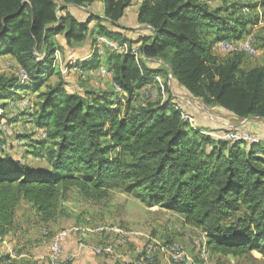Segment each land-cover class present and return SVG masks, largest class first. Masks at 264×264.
I'll return each mask as SVG.
<instances>
[{"label":"trees","instance_id":"1","mask_svg":"<svg viewBox=\"0 0 264 264\" xmlns=\"http://www.w3.org/2000/svg\"><path fill=\"white\" fill-rule=\"evenodd\" d=\"M95 1L0 0V56H11L28 75L27 83L17 75H0V97L38 92L30 115L46 135L22 139L29 140L24 144L32 152L43 151L47 163L32 167L0 152V237L10 232L22 201L47 222L58 217L71 188L89 200L120 188L137 193L148 206L182 214L184 222L206 234L213 252L240 256L255 250L264 256V141L215 139L190 126L172 99L131 105L135 90L156 74L169 75L186 93L238 118L264 117V62L242 69L245 53L220 58L212 51L218 40L242 37L258 17H243L237 1L212 6L214 0H142L137 21L151 34L134 41L102 23L116 26L132 0H99L104 17L90 15L86 21L67 6ZM259 5L264 0L248 4ZM94 34L130 46L105 57L113 82L126 93L123 111L112 108L106 92L69 93L63 80L41 91L45 78L59 74L53 66L60 48L56 37L68 43L93 35V42ZM137 42L142 58L132 51ZM149 61L160 67H150Z\"/></svg>","mask_w":264,"mask_h":264},{"label":"rangeland","instance_id":"2","mask_svg":"<svg viewBox=\"0 0 264 264\" xmlns=\"http://www.w3.org/2000/svg\"><path fill=\"white\" fill-rule=\"evenodd\" d=\"M228 1H237L239 5H242L241 13L243 17H258V22L250 26L248 32H244L243 36L252 35L255 44L259 48V53L256 55L246 54L241 63V68L249 69L263 63L264 7L252 8L248 6L249 3H254L256 0ZM137 2L138 0L132 1L129 8L125 10L121 21L124 25L129 26L122 33L135 37L134 39L146 37L147 33H149L143 25L137 23L134 17V7ZM220 2V0H214L210 3L215 6L220 4ZM99 5V2H94L88 8L92 13L98 14L100 13ZM67 6L72 14H78L75 7ZM244 8L246 11L243 10ZM86 20L81 19L80 21ZM107 27L118 32V28L109 25ZM94 36H96V39L93 42L91 41L93 35H87L82 41L71 40L68 43L65 42L61 35L56 37L60 48L55 51L53 66L58 67L59 74L55 73L45 78L41 91L46 90L47 84L63 80L66 84L64 89L69 93L82 94L85 90L90 89L99 93L106 92L108 99L114 103L112 108L120 106L121 111H123L126 93L124 94L116 88L110 66L105 58L108 53L117 50H114L106 42L101 41L100 35L94 34ZM108 39H111L117 45L122 44L118 38ZM138 45L139 43L134 44L132 47L135 49ZM127 47L129 48L130 46L127 44L126 48L119 51H125ZM212 51L220 58L228 56L220 53L217 48L215 49V42L213 43ZM134 54L138 58L143 57L138 53L137 49H135ZM90 59H94L96 62L95 66L78 67V61ZM148 65L152 68L160 67V64L154 61H149ZM18 71L19 65L11 56H0V75L9 77L18 75ZM153 80L135 90L131 105L144 106L153 102L177 99V102L184 106V111L192 118V121H188L190 126L197 127L204 133L212 134L215 139L222 138L230 141L234 140L231 136L237 135L245 138L243 141L246 142V145L253 141H264V117L238 118L222 107L208 104L201 98L186 93L169 75L156 74ZM37 95L38 92L32 90H18L12 97H0V152L20 159L32 167L47 165L43 151L36 150L35 153L32 152L24 144L29 140L22 139V136H32L35 139H41L46 135V133H43L44 128L35 127L30 115L33 112L32 106L38 100ZM16 211L18 215H34L36 216L35 219L38 217L35 210L25 202H21ZM242 212H244L243 208L240 212L233 214L232 219L242 215ZM55 222L57 223L55 225L52 224V226L47 223L40 226V228L43 226L47 228L46 240H48V247L49 240L53 235L61 230L74 227L79 233L95 235L97 237L96 247L104 249L102 254L103 252H110V250L107 251V248H105L110 246L112 251L109 254L99 255L109 257L111 260L119 255L122 249L126 252L135 249L134 255L132 254L131 257L125 258L124 263L127 264H133L137 260L139 252L147 243L181 242L184 246L188 245L186 249L190 253L189 245L191 244L194 247L193 239L203 233L200 228L184 222L182 214L174 210L161 208V206L157 208L155 206L149 207L147 202L142 200L137 193H130L120 188L110 189L109 194L100 200L86 199L76 188H71L67 192L66 198L60 202L59 215ZM100 228H103V231L98 230ZM120 234H125L126 243L119 244L117 242ZM137 246L141 247L138 251L136 250ZM161 255L164 254L158 253L155 255L152 264H161ZM5 256H2L0 252V264H11ZM117 257L115 259H118ZM5 260L7 261L5 262ZM195 262L196 264H264V256L254 252H248L240 256L223 255L211 251L207 246L206 261L195 259Z\"/></svg>","mask_w":264,"mask_h":264},{"label":"crops","instance_id":"3","mask_svg":"<svg viewBox=\"0 0 264 264\" xmlns=\"http://www.w3.org/2000/svg\"><path fill=\"white\" fill-rule=\"evenodd\" d=\"M141 1L142 0H138L137 4L134 7V17L136 21H137V9ZM95 2H99L100 4L99 5L100 13L98 14L92 13L91 10L88 8L91 4L88 5L87 7L75 6L73 4H67V5H71L76 8L75 10L78 12V14H75V13L74 14L76 15V18L79 20L81 19L86 20L90 15L103 18L104 15H103L102 2L99 0ZM127 8H129V6ZM123 17L124 15L117 21L116 26H112V27L118 28V33L130 39L133 38L132 40L134 41L137 38H140V37H137L136 39H134L135 37H131L127 34L122 33V31H124L125 28H129V26H126L123 23H121ZM102 23L108 26L106 22H102ZM95 24H96V21L93 20L90 22L89 26L93 28ZM143 26L149 32L147 33L146 36H149L151 34L150 28L145 25ZM137 43H140V42H137ZM22 202L27 203L28 206L30 205L26 201H22ZM154 206L156 208L158 207V205H154ZM154 206H149V207H154ZM35 218L36 216L34 215H31V216L23 215V214L18 215L16 211L14 222H13L10 232L4 237H0L1 255L5 256V254H7L5 257L6 259H8V261L11 264H48L49 247L47 243L48 240H46L47 237L46 235H44V231L47 228L46 226H43L40 228V226L46 223L52 226V224L55 225L57 222H55V220L43 222L40 220L39 215L37 219ZM66 231L68 232V235L63 242V250H62V255H61V258L64 260V264H127V263H124L126 260L125 258L129 256L131 257L132 254L133 255L135 254V249H133L132 251H128V252L122 249L120 251V254L117 255L118 257L116 256L118 259H115L116 258L115 257L114 259L111 260L109 257L102 256L103 254H109L112 251L110 246L105 247V248H109L110 252H103V254L96 253L95 242L97 241V237L95 235H92V234L86 235L85 233H81V232L79 233L78 230L76 231L74 227L72 229L69 228ZM179 243L183 244L181 242ZM186 246L184 247L186 248ZM140 248L141 247L137 246L136 250L138 251ZM189 251H190V254L194 257V259H198L196 250L191 244L189 245ZM252 252H254L255 254H260L259 252L255 250ZM8 253H9V256H8ZM99 254H102V255H99ZM163 254L164 255H161V260H162L161 264H175L169 259L167 254L166 255L165 253ZM6 261L7 260H5V262Z\"/></svg>","mask_w":264,"mask_h":264},{"label":"built area","instance_id":"4","mask_svg":"<svg viewBox=\"0 0 264 264\" xmlns=\"http://www.w3.org/2000/svg\"><path fill=\"white\" fill-rule=\"evenodd\" d=\"M264 7V6H258V8ZM243 10L246 11L244 8ZM101 41L106 42L110 47H112L114 50H117L116 52H127L128 47L125 51H119L123 48H126L127 44L122 43L117 45L115 42H113L111 39H108L104 36H99ZM222 53V54H232L236 52H242L249 55H256L259 53V48L255 44V41L252 37V35L242 36L238 39H221L215 42V49ZM137 49V47L135 48ZM135 49L132 47V51L134 52ZM79 68L80 65H78ZM18 78L21 82H24L28 80V75L24 71V69H21L19 67L18 71ZM116 88L119 91H122L121 88L114 83ZM123 92V91H122ZM125 94V92H123ZM178 100H172V102L176 105V107L179 109L181 116L188 120L192 121V118L187 114L186 111H184V106L177 102ZM45 133V130L43 131ZM212 135V134H211ZM219 137V136H218ZM221 137V136H220ZM223 137V136H222ZM234 140H243L244 137L240 136H231ZM229 137V138H231ZM224 138V137H223ZM98 230H103V228H100ZM48 231H44V235H47ZM68 232L66 230H61L57 234L53 235L51 239L49 240V259L48 264H64V260L61 258L62 250H63V242L65 238L67 237ZM206 234L203 232L200 236L195 237L193 239V244L196 249V253H198V256L200 260L203 262L207 259V245H206ZM127 238L125 234H120L118 237V243L124 244L126 243ZM104 249L103 248H95L96 253H102ZM106 250V249H105ZM110 249L107 248V251ZM158 253H165L169 257V259L177 264H196L194 257L187 251V249L180 243L177 242H169L165 244H156V243H147L145 247L139 252L138 258L136 261L133 262V264H152L154 261L155 255Z\"/></svg>","mask_w":264,"mask_h":264}]
</instances>
